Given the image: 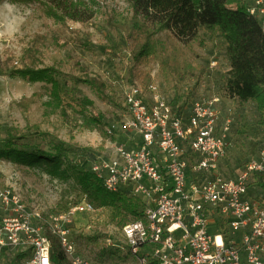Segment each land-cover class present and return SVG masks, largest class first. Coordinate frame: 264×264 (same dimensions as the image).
I'll return each mask as SVG.
<instances>
[{"label":"rangeland","instance_id":"rangeland-1","mask_svg":"<svg viewBox=\"0 0 264 264\" xmlns=\"http://www.w3.org/2000/svg\"><path fill=\"white\" fill-rule=\"evenodd\" d=\"M84 2L93 10L90 21L57 23L31 4L0 0V149L9 133L25 137L20 140L23 149L46 150L52 137L73 145L76 152L70 158L88 169L93 157H108L117 145L133 148L139 143V136L122 126L127 115L124 91L134 83L144 88L153 82L167 101L179 97L185 113L194 101L218 98L217 128L229 119L221 177H234L245 162L257 158L264 144V106L227 93L229 67L220 36L201 30L202 44H182L161 31L152 36V45L161 46L163 55L156 52L136 63L133 53L145 35L141 20L123 0ZM25 66L58 68V80L77 98L74 106L59 108L48 82L10 75ZM76 76L83 81H74ZM92 118L98 119L94 128L86 125ZM190 166L189 162L187 179L194 181L198 177ZM50 169L46 162L15 164L0 158V188H15L25 205L38 208L42 215L60 211L65 201L87 200L75 177ZM253 186L251 193L257 194L260 186ZM90 202L94 212L76 214L69 227L78 252L90 264H133L121 225L135 216L114 215L110 207ZM4 251L1 264L23 261V256L13 260L14 251L23 252Z\"/></svg>","mask_w":264,"mask_h":264},{"label":"built area","instance_id":"built-area-1","mask_svg":"<svg viewBox=\"0 0 264 264\" xmlns=\"http://www.w3.org/2000/svg\"><path fill=\"white\" fill-rule=\"evenodd\" d=\"M248 10L259 19L264 40V0H253ZM218 101L197 100L188 113H178L153 82L124 91L122 126L140 141L96 156L90 170L108 192L128 188L145 201L142 216L121 227L133 264H264V186L249 192L252 184L264 185V144L235 177H221L229 119L217 128ZM189 162L194 181L187 179ZM94 210L82 197L42 215L15 188H0V257L13 248L28 252L20 264H53L55 238L68 264H90L70 240L69 227L76 214ZM215 217L224 222L222 232L213 228Z\"/></svg>","mask_w":264,"mask_h":264},{"label":"trees","instance_id":"trees-1","mask_svg":"<svg viewBox=\"0 0 264 264\" xmlns=\"http://www.w3.org/2000/svg\"><path fill=\"white\" fill-rule=\"evenodd\" d=\"M8 1L31 4L39 9L44 16L57 23L67 21L87 23L93 18V10L84 0ZM123 1L129 6L133 17L141 20L140 27L145 31L143 43L133 53L136 63L156 52L163 55L161 46L153 47L152 45V36L161 31L169 32L182 44L193 41L202 44L201 30L216 34L223 40L229 67L225 77L227 93L240 101L253 100L259 106H264V40L259 19L256 15L250 14L248 10L253 0L251 2L248 0ZM84 44L87 49L90 48L88 44ZM59 73L60 70L54 67L25 66L10 72V75L50 83L49 94L56 105L59 108L64 105L73 107L72 101H76L77 98L63 87L57 78ZM73 79L76 82L83 81L77 76ZM169 104L174 111L185 113L180 105L179 97H173ZM86 120V125L90 128H94L98 124L96 118ZM24 138L21 134H7L4 147L0 149V158H5L15 164L46 162L51 166V172L62 173L65 171L68 176L75 177L76 182L80 185V193L87 200L94 202L97 207L108 206L114 215L127 212L134 215V219L142 216L145 206L144 199L130 192L128 188H121L117 192H108L90 170V167L86 169L70 158V155L76 152L73 145L50 137L46 150L42 148L23 149L19 146L20 140ZM95 158L96 156L91 161ZM259 186L264 185L261 183ZM68 203L65 201L61 206L59 205L60 211L67 209ZM213 221V228L218 231L224 226V222L217 217ZM124 224L122 223V225ZM220 232L222 231L220 230ZM4 250L3 252L6 254ZM13 253V260L28 254V252L15 251ZM50 258L53 264H68L55 238H51Z\"/></svg>","mask_w":264,"mask_h":264},{"label":"crops","instance_id":"crops-1","mask_svg":"<svg viewBox=\"0 0 264 264\" xmlns=\"http://www.w3.org/2000/svg\"><path fill=\"white\" fill-rule=\"evenodd\" d=\"M251 1H252V0H251ZM223 157H224V156H223ZM223 157L219 160V163H218V169H217V172H218L219 175H220V173H219V172H220V171H219V168H220V166H221V163H222L221 161H222ZM235 176H236V175H235ZM235 176H234V177H235ZM251 186H252V188H251ZM254 187H255V186H253V184L249 186V190H250V192L253 191V188H254Z\"/></svg>","mask_w":264,"mask_h":264}]
</instances>
